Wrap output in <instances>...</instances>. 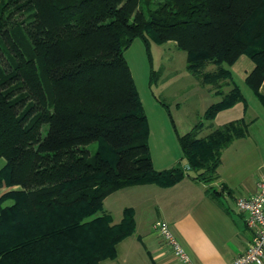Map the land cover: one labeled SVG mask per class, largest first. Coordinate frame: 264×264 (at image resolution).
<instances>
[{
  "label": "trees",
  "instance_id": "1",
  "mask_svg": "<svg viewBox=\"0 0 264 264\" xmlns=\"http://www.w3.org/2000/svg\"><path fill=\"white\" fill-rule=\"evenodd\" d=\"M137 38L148 49L174 42L187 69L221 97L178 135L189 170L154 166L125 57ZM1 42L10 71L0 66V188L11 190L0 197V264L115 259L117 244L136 231L132 208L119 223L103 212L121 189L166 188L191 176L218 199L226 191L212 186L222 154L248 136L249 123L200 133L245 101L229 69L242 56L255 65L246 83L264 105V0H0Z\"/></svg>",
  "mask_w": 264,
  "mask_h": 264
},
{
  "label": "crops",
  "instance_id": "2",
  "mask_svg": "<svg viewBox=\"0 0 264 264\" xmlns=\"http://www.w3.org/2000/svg\"><path fill=\"white\" fill-rule=\"evenodd\" d=\"M243 58L245 56L229 67L232 75L231 68ZM245 64L244 81L247 85L246 78L255 65L246 61ZM259 92L264 98V80ZM255 97L261 109L250 106L245 98L244 102L219 112L214 120L219 125L217 128L241 119L249 123L248 136L235 140L222 154L218 168L219 179L212 186L218 192L226 187V191L214 199L208 194L209 185L187 176L171 187L138 185L112 193L105 199L104 207L112 198H115L116 203L118 199H122V202L119 206L113 202L105 214L113 218L112 209L115 210L117 219L113 218V221L119 223L124 210L132 208L135 212L136 231L117 244L115 259L104 260L101 264H185L155 231L154 224L159 220L169 223L174 237L194 264H232L247 249L253 232L244 214L237 210L236 199L253 195L258 182L264 178V105ZM195 124H190V129ZM179 163L186 165L183 159L171 157L170 152L166 151L165 168L154 166L162 171ZM0 190L1 197L11 189L1 187Z\"/></svg>",
  "mask_w": 264,
  "mask_h": 264
},
{
  "label": "rangeland",
  "instance_id": "3",
  "mask_svg": "<svg viewBox=\"0 0 264 264\" xmlns=\"http://www.w3.org/2000/svg\"><path fill=\"white\" fill-rule=\"evenodd\" d=\"M0 46V66L10 71L7 60L10 57L9 48L5 42H1ZM125 57L149 120V145L153 163L157 168H165L166 151L170 152L171 157L181 159L183 157L178 135L187 134L191 130L190 124L199 122L204 112L221 97L215 94V89L203 86L187 69V54L179 50L174 42L163 45L151 43L148 49L143 40L137 38L126 49ZM245 61L252 62L245 56L231 68L233 80L241 87L250 106L261 109L259 100L245 84L244 70L247 66ZM213 69L214 66L210 65L206 70ZM231 88L226 86L224 91L228 92ZM217 126L219 125L214 121L205 122L200 137ZM45 131L46 127L43 128V134ZM4 164L5 161L0 160V169ZM110 201L104 207V213L110 210L113 202L116 203L115 198ZM121 202L122 199H118L116 205L119 206ZM112 211L113 218L117 219L116 211L113 209Z\"/></svg>",
  "mask_w": 264,
  "mask_h": 264
},
{
  "label": "built area",
  "instance_id": "4",
  "mask_svg": "<svg viewBox=\"0 0 264 264\" xmlns=\"http://www.w3.org/2000/svg\"><path fill=\"white\" fill-rule=\"evenodd\" d=\"M186 169L189 170V166L186 165ZM236 208L244 214L246 223L253 232V238L247 249L236 257L232 264H264V178L258 182L253 195L240 196L236 199ZM154 229L183 263L194 264L174 237L167 221H156Z\"/></svg>",
  "mask_w": 264,
  "mask_h": 264
}]
</instances>
